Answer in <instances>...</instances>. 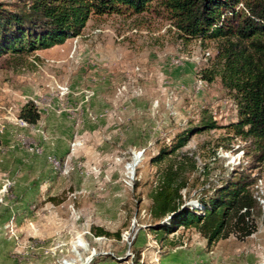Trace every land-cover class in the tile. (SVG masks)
I'll list each match as a JSON object with an SVG mask.
<instances>
[{"label": "rangeland", "instance_id": "1", "mask_svg": "<svg viewBox=\"0 0 264 264\" xmlns=\"http://www.w3.org/2000/svg\"><path fill=\"white\" fill-rule=\"evenodd\" d=\"M215 55V41L187 38L153 2L91 14L63 44L0 56V264H264V159L234 134L237 105L220 77H202ZM29 101L33 124L20 117ZM209 119L215 127L202 126ZM185 131L169 156L194 163L186 204L250 170L251 235L207 243L194 227L154 229L156 158Z\"/></svg>", "mask_w": 264, "mask_h": 264}, {"label": "trees", "instance_id": "2", "mask_svg": "<svg viewBox=\"0 0 264 264\" xmlns=\"http://www.w3.org/2000/svg\"><path fill=\"white\" fill-rule=\"evenodd\" d=\"M153 2L172 14L175 25L187 38L216 42L214 67L202 77L208 81L220 77L237 105L238 119L231 124L234 134L250 143L254 160H263L264 0H20L13 5L0 2V56L63 44L81 34L91 14L139 13ZM20 117L33 124L40 116L29 101ZM215 125L209 119L202 126ZM189 137L187 131L179 134L174 146L162 148L156 158L165 164L150 195L149 214L156 223L154 229L171 233L180 227H194L207 243L230 233L251 235L256 230L253 211L258 202L252 190L257 178L250 170L235 173L200 196V207L186 204L181 191L188 185L185 173L195 169L194 163L174 161L169 155L184 146Z\"/></svg>", "mask_w": 264, "mask_h": 264}]
</instances>
